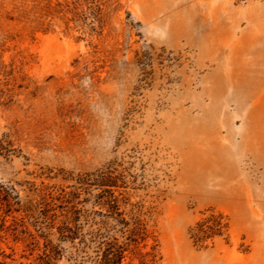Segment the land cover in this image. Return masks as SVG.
Returning <instances> with one entry per match:
<instances>
[{
  "label": "rangeland",
  "instance_id": "rangeland-1",
  "mask_svg": "<svg viewBox=\"0 0 264 264\" xmlns=\"http://www.w3.org/2000/svg\"><path fill=\"white\" fill-rule=\"evenodd\" d=\"M0 264H264V0H0Z\"/></svg>",
  "mask_w": 264,
  "mask_h": 264
},
{
  "label": "trees",
  "instance_id": "trees-1",
  "mask_svg": "<svg viewBox=\"0 0 264 264\" xmlns=\"http://www.w3.org/2000/svg\"><path fill=\"white\" fill-rule=\"evenodd\" d=\"M122 258V251H120L119 253H118V259H121ZM119 262V261H118Z\"/></svg>",
  "mask_w": 264,
  "mask_h": 264
}]
</instances>
